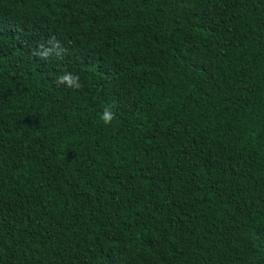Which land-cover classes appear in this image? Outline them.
Returning <instances> with one entry per match:
<instances>
[{"label": "trees", "instance_id": "16d2710c", "mask_svg": "<svg viewBox=\"0 0 264 264\" xmlns=\"http://www.w3.org/2000/svg\"><path fill=\"white\" fill-rule=\"evenodd\" d=\"M0 264H264V0H0Z\"/></svg>", "mask_w": 264, "mask_h": 264}, {"label": "clouds", "instance_id": "9594fccd", "mask_svg": "<svg viewBox=\"0 0 264 264\" xmlns=\"http://www.w3.org/2000/svg\"><path fill=\"white\" fill-rule=\"evenodd\" d=\"M56 46L59 47L58 44ZM46 54H47V51L44 53V55H46ZM75 79H78V78H73L69 75H65L61 78V82H67L69 86L79 87L78 84L74 83ZM112 118L113 117H112L111 113L108 110H105V112L103 114V119H104L105 123H109L112 120Z\"/></svg>", "mask_w": 264, "mask_h": 264}]
</instances>
